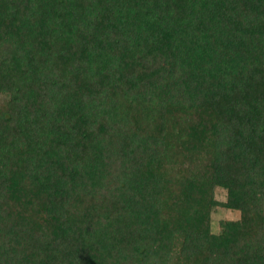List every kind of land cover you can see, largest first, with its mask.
<instances>
[{
    "label": "trees",
    "instance_id": "trees-1",
    "mask_svg": "<svg viewBox=\"0 0 264 264\" xmlns=\"http://www.w3.org/2000/svg\"><path fill=\"white\" fill-rule=\"evenodd\" d=\"M0 264H264V0H0Z\"/></svg>",
    "mask_w": 264,
    "mask_h": 264
},
{
    "label": "rangeland",
    "instance_id": "rangeland-1",
    "mask_svg": "<svg viewBox=\"0 0 264 264\" xmlns=\"http://www.w3.org/2000/svg\"><path fill=\"white\" fill-rule=\"evenodd\" d=\"M215 196L216 199L219 201H224L225 200V191L222 189H216L215 191ZM238 212L237 211H232V210H225L223 208H216L212 215H211V227L213 231L218 230V222L221 219H237L238 218Z\"/></svg>",
    "mask_w": 264,
    "mask_h": 264
}]
</instances>
